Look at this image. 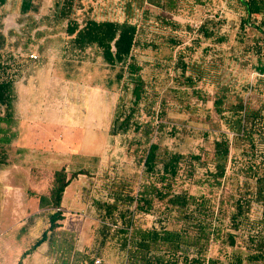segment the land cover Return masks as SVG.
Masks as SVG:
<instances>
[{
  "label": "trees",
  "instance_id": "16d2710c",
  "mask_svg": "<svg viewBox=\"0 0 264 264\" xmlns=\"http://www.w3.org/2000/svg\"><path fill=\"white\" fill-rule=\"evenodd\" d=\"M6 3L0 0V8ZM212 4L225 5L239 15L232 42L240 56L232 59L239 70L247 69L256 77L254 84L243 87V93L225 83L224 71L208 59L215 57L213 46L231 42L226 19L215 14L196 30L175 20L184 7L205 10L212 9ZM80 8V0H53L41 23L46 28H61L65 62L81 65L99 60L117 70L115 81L122 95L109 135L131 134L126 154L142 168L136 191L130 181L115 178L105 183L106 201L92 202L101 222L97 248L114 241L124 264H264V154L260 150V144L264 145V0H126L122 22L80 20L76 16ZM38 10L35 0L21 1V16L35 15ZM29 17L33 29L38 27ZM43 33L35 32L33 38ZM182 34L192 38L189 45L184 46ZM159 41L174 51L173 87L168 91L173 104H181L184 97L205 104L212 93L213 114L222 132L210 144V152L201 149L200 154L185 156L153 140L164 131L166 110L172 102L151 91L142 76L147 64L138 61L135 51L157 52ZM4 42L0 34V49ZM256 94L259 99L253 103L251 97ZM13 99V76L0 56V170L8 165L5 137ZM185 109L191 111L188 106ZM205 119L212 122L210 116ZM170 131L173 136L177 133L174 126ZM235 148L242 165L237 174L228 175L230 163L236 161L231 155ZM195 167L204 169L202 178L193 181L206 191L201 195L192 194L183 185L195 179ZM80 175L85 173L68 176L64 169L57 170L48 193L26 191L37 198L39 210L49 211L48 228L21 254L17 264H23L43 245H47L53 264L93 262L96 256L78 252L75 233L62 227L65 192ZM225 184L229 193L225 197L224 192L218 202V190ZM139 216H154V225L142 227ZM225 221L222 226L220 222ZM216 245L224 249L220 257L213 258L209 253Z\"/></svg>",
  "mask_w": 264,
  "mask_h": 264
},
{
  "label": "rangeland",
  "instance_id": "374dc122",
  "mask_svg": "<svg viewBox=\"0 0 264 264\" xmlns=\"http://www.w3.org/2000/svg\"><path fill=\"white\" fill-rule=\"evenodd\" d=\"M21 1L7 0L6 5L0 8V34L5 38L4 47L0 49L1 60L8 68L10 76L13 77L16 74L15 69L20 67L18 62L23 58L22 54L35 55L38 59L36 65H44L45 69L54 65V69L63 71L60 101L63 102L65 110L63 112L65 113L68 112L67 107L70 103L73 124L70 127L71 136L69 133L67 134V130L61 133L56 128L49 127V138L61 133L59 135L61 144L55 145L54 152L50 150L43 152L47 153L45 157L48 161L55 164L52 166L54 170H47L42 174L34 168L29 171L28 168L32 166L31 161H28L30 163H28L26 171L30 180L28 184L26 183L25 193L27 190L36 194L48 193L52 174L57 170L64 169L68 176L78 171L84 172L85 175H80L64 195L62 211L65 220L62 222V227L75 233L76 248L80 249L81 253L90 258L96 256L95 259H101L103 264H124L123 254L114 241H107L103 247L97 248V233L101 222L97 218L92 202L106 201L105 183L115 178L130 181L133 190L138 189L142 181V168L126 154L127 145L133 136L130 134L111 137L107 134L104 139L103 136L97 135L95 141L88 143L91 139L88 140L85 135L88 131L102 130L103 127H107L109 116L113 119L117 100L122 95L120 86L115 81L117 70L105 67L99 60L95 63L86 62L82 65L65 62V59L60 58L59 53V48L63 46L61 28H46L45 23H41L44 16L50 13L53 0H35V4L39 6L38 13L29 15L33 22L39 24L34 29L30 17L20 14ZM125 1L80 0L81 8L77 11L76 16L80 20L89 18L97 21L122 22L124 20L122 6ZM211 7L212 9L205 10L201 8L192 10L184 7L175 20L183 26L188 25L196 30L205 19L212 18L215 14L226 19L230 24L231 31L228 33L231 42L226 46H213L215 57L211 55L208 59L216 63L218 67L220 66V71H224L223 75L225 76L222 80L225 83L229 82L234 90L243 93V87L254 84L256 77L247 69L239 70L232 59L234 56H240V51L235 48L236 45L232 42L239 15L235 11L227 9L225 5L212 4ZM35 32H44V35L40 39H34L32 36ZM182 37L185 39L184 46L191 43L192 38L189 34H182ZM157 44L159 45L157 52L137 50L135 55L140 63L147 64L142 76L149 84L151 91L157 92L161 99L169 103L172 102L171 94L168 91L173 87L171 67L174 51L160 41ZM196 56L199 57V53ZM203 88L207 89L206 86ZM211 95L212 93L205 104L195 99H186L187 97L182 99L181 104L170 103L166 110L168 122L164 124V131L153 139L154 142L162 148L185 156L200 154L201 149L210 152V144L222 132L213 114ZM249 95L250 92L246 93V98ZM258 96L256 94L251 97L253 103L259 99ZM185 106L190 107L191 111H186V109L184 111ZM206 116L212 118L211 123L205 119ZM173 126L177 132L175 136L170 131ZM68 138L71 139V145L67 143ZM260 150L264 154V145L260 144ZM7 153L8 158L11 157L16 162L23 163L26 160L23 152L15 151L14 153L7 148ZM238 153L237 148L232 149L231 155L233 158L235 157L236 161L230 163L231 168L228 175L237 174L242 165ZM45 157L43 158L44 162L47 161ZM53 157H56L57 161L53 160ZM196 169L195 179L186 181L183 185L192 194L201 195L206 191L193 184V181L202 178L204 169ZM20 177L23 181V174ZM0 178V264H17L21 254L29 249L48 228L49 211L38 209L36 197L31 198L27 195L26 200L19 192L9 190L7 188L9 178L7 170L0 171ZM228 189L229 187L226 186L222 190H218V202L220 196L223 198L224 192V196H227ZM25 210H27L26 214L23 212ZM256 211L254 209L255 214ZM138 220L142 227L150 228L154 225L155 217L139 216ZM220 224L226 226L227 221L220 222ZM218 226L220 225L218 224ZM22 227L25 228L24 231L19 232ZM221 249H224L221 245L213 246L209 253L210 256L220 257ZM23 264H53L49 258L47 245L40 247L34 255L26 257Z\"/></svg>",
  "mask_w": 264,
  "mask_h": 264
},
{
  "label": "crops",
  "instance_id": "0c3cea01",
  "mask_svg": "<svg viewBox=\"0 0 264 264\" xmlns=\"http://www.w3.org/2000/svg\"><path fill=\"white\" fill-rule=\"evenodd\" d=\"M64 39L63 34L61 38L63 46ZM63 46L59 48L60 58H63ZM30 55L33 54H22L23 58L18 62L20 67L17 68L18 70L15 69L16 74L13 77L14 99L12 108L8 113L11 125L7 127L5 137L8 141L7 147L9 151H14V153L15 151L23 152L26 160L23 163L16 162V160L9 157L7 167L0 170H7L9 174L7 188L12 192H19L26 200L27 194L25 190L27 187L25 186L30 180L26 171L28 163H30L28 161H31L32 166L28 168L29 171L34 168L38 173L42 174L44 171L54 170L52 166L55 164L48 161L45 157L47 153L43 152H47L48 150L54 152L55 145L58 143L61 144L59 135L67 130V134L69 133V136H71L70 133L72 130L70 127L73 125L70 103L67 107L68 112L65 113L63 112L65 111L63 109V102L60 101L62 98L61 86L64 72L54 69V65L48 69H45L44 65H36L38 59L30 60ZM111 120L112 118L109 116L108 125L107 127H103L102 130L97 129L86 132L87 139H91L88 143L95 141L97 135L103 136L105 139V136L110 131ZM2 127L5 128V125ZM49 127L56 128L61 133L59 132L60 134L58 136L49 138ZM1 139L2 137L0 136ZM67 143L68 145L71 143L70 138L67 139ZM44 157L47 160L46 162L43 161ZM53 160L57 161V158L53 157ZM22 174L23 181L20 177ZM23 212L26 214L27 210ZM76 250L82 252L78 248ZM33 257L38 259L36 256Z\"/></svg>",
  "mask_w": 264,
  "mask_h": 264
},
{
  "label": "built area",
  "instance_id": "2783aa9c",
  "mask_svg": "<svg viewBox=\"0 0 264 264\" xmlns=\"http://www.w3.org/2000/svg\"><path fill=\"white\" fill-rule=\"evenodd\" d=\"M30 60H37V57L35 55H30L29 56ZM91 264H103L101 259H94Z\"/></svg>",
  "mask_w": 264,
  "mask_h": 264
}]
</instances>
